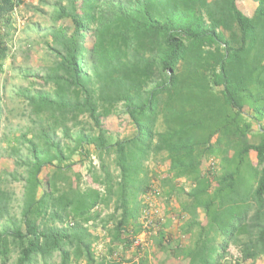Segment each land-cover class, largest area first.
<instances>
[{
  "label": "trees",
  "instance_id": "1",
  "mask_svg": "<svg viewBox=\"0 0 264 264\" xmlns=\"http://www.w3.org/2000/svg\"><path fill=\"white\" fill-rule=\"evenodd\" d=\"M253 1L248 15L238 0H55L54 59L44 87L22 88L33 125L9 145L26 172L20 217L0 174V264H150L147 242L181 264L264 257V0ZM22 2L0 0V70ZM120 110L125 137L105 124ZM150 194L189 214L186 245L156 209L146 225Z\"/></svg>",
  "mask_w": 264,
  "mask_h": 264
},
{
  "label": "rangeland",
  "instance_id": "2",
  "mask_svg": "<svg viewBox=\"0 0 264 264\" xmlns=\"http://www.w3.org/2000/svg\"><path fill=\"white\" fill-rule=\"evenodd\" d=\"M55 0H23L17 7L13 15L15 31L7 43L8 54L3 61V68L0 70V86L2 87L1 108H0V174L3 177V185L13 193L12 213L17 217L21 216L23 194L26 175L25 166L16 162L20 156H15L10 148V139L19 133L26 132L33 125L30 119V111L23 101L20 92L27 87L39 89L44 87L42 77L47 73L52 65L54 54L49 48L51 36L49 30L53 27L51 15L54 10ZM257 3L253 0H238V6L246 14H252ZM69 22L67 21V25ZM1 62V60H0ZM121 109V108H120ZM109 117L106 127L115 137H125L132 131V126L126 116L121 112ZM72 143V139H64ZM90 158H86V163L93 161V165L98 167L99 159L94 148L90 147ZM24 156H22L23 158ZM80 155L74 156V160H79ZM160 161V160H159ZM151 159L148 162L150 169H157L162 172L164 165ZM73 171L81 172L80 186L90 185L92 180L88 172L87 165L81 166L77 163L73 165ZM117 172V171H116ZM70 174L72 172L70 171ZM188 187V184H186ZM152 203L156 209V215L164 216L168 221V232L176 237V241L186 245L188 240L185 234V225L189 219L188 213H182L178 200L173 199L169 206L164 197H153ZM106 211H110L112 208ZM165 217V216H164ZM147 249H150V264H181L180 259L175 258L172 252H165L150 242H147ZM155 249V252H153ZM230 253L233 258L239 256L238 248L230 246ZM55 264H58V260ZM257 264H264V257L257 260Z\"/></svg>",
  "mask_w": 264,
  "mask_h": 264
},
{
  "label": "built area",
  "instance_id": "3",
  "mask_svg": "<svg viewBox=\"0 0 264 264\" xmlns=\"http://www.w3.org/2000/svg\"><path fill=\"white\" fill-rule=\"evenodd\" d=\"M152 195L153 194H150V195L147 196V200L150 201V208L149 207H148V209L145 208L144 211H143L144 218L146 219V222H147L146 225L150 224V222H151V220H150V212L154 211V206H153V203H152V200H151L152 199L151 198ZM143 238H144V234L140 235L138 240L136 241V244L143 242Z\"/></svg>",
  "mask_w": 264,
  "mask_h": 264
}]
</instances>
